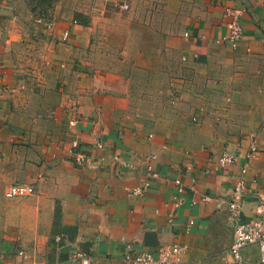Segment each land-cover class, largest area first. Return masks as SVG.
<instances>
[{
  "label": "crops",
  "instance_id": "0c3cea01",
  "mask_svg": "<svg viewBox=\"0 0 264 264\" xmlns=\"http://www.w3.org/2000/svg\"><path fill=\"white\" fill-rule=\"evenodd\" d=\"M17 2L0 0V264H128L174 243L182 264H236V185L244 220L264 201V0H95L33 29ZM227 8L236 46L217 42ZM17 182L35 192L6 198ZM241 257L264 264L257 244Z\"/></svg>",
  "mask_w": 264,
  "mask_h": 264
},
{
  "label": "built area",
  "instance_id": "2783aa9c",
  "mask_svg": "<svg viewBox=\"0 0 264 264\" xmlns=\"http://www.w3.org/2000/svg\"><path fill=\"white\" fill-rule=\"evenodd\" d=\"M116 7L122 10H128L129 4L126 2H117ZM227 15L231 18L228 23L229 35L224 36L220 40H217L220 44H231L236 46L239 40L243 36V28L241 26V11L234 8L226 9ZM76 23V21H74ZM64 40H67L70 36L69 30L64 32ZM72 125H75V120L71 121ZM73 154L75 155V161L78 164H84L87 160V155L81 150V145L78 140L72 142ZM97 149H104V144L99 142L95 144ZM252 152L256 150V146L253 143ZM251 154L248 155V158ZM156 159L155 155L149 158L148 170H153L152 162ZM237 161L236 156L224 153L220 158V165L225 167L227 165L234 164ZM243 171H245L243 169ZM144 189L137 188L135 193H142ZM35 192V186L27 183H13L11 184L5 196L8 199L25 197ZM245 202V191L243 183L240 182L236 185L234 190L233 199L229 204L230 218L234 226V241L231 247V254L236 264H242L241 250L249 245L257 244L260 249V260L264 263V201L256 204L255 217L252 220H244L242 218V206ZM193 222H190L192 225ZM185 250V246L174 243L162 245L155 253L142 252V253H126L124 260L128 264H182L181 255ZM88 263V262H86Z\"/></svg>",
  "mask_w": 264,
  "mask_h": 264
},
{
  "label": "rangeland",
  "instance_id": "374dc122",
  "mask_svg": "<svg viewBox=\"0 0 264 264\" xmlns=\"http://www.w3.org/2000/svg\"><path fill=\"white\" fill-rule=\"evenodd\" d=\"M86 1H88L89 4H87ZM17 3L19 6V11L21 13L22 21L28 28L33 29L35 27L43 25L45 27V22L53 21L55 19V15H57L58 17V20L56 21L71 17L74 13L79 12L83 8L93 5L95 3V0H51L44 6L41 5L40 0H18ZM38 18L43 19L45 22H38L36 20ZM172 92L173 101H176V99L180 96L176 88L174 90V86Z\"/></svg>",
  "mask_w": 264,
  "mask_h": 264
},
{
  "label": "trees",
  "instance_id": "16d2710c",
  "mask_svg": "<svg viewBox=\"0 0 264 264\" xmlns=\"http://www.w3.org/2000/svg\"><path fill=\"white\" fill-rule=\"evenodd\" d=\"M50 1L51 0H40L42 6L46 5Z\"/></svg>",
  "mask_w": 264,
  "mask_h": 264
}]
</instances>
